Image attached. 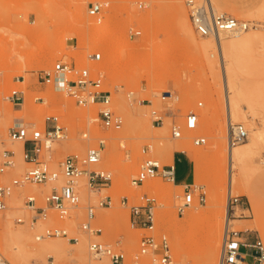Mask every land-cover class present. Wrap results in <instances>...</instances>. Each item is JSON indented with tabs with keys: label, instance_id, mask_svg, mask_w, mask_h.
<instances>
[{
	"label": "rangeland",
	"instance_id": "rangeland-1",
	"mask_svg": "<svg viewBox=\"0 0 264 264\" xmlns=\"http://www.w3.org/2000/svg\"><path fill=\"white\" fill-rule=\"evenodd\" d=\"M90 1L94 0H0V142L16 152L14 166L0 175V182L19 177L31 166L16 149L21 142L7 138V128L15 117L43 129L45 116H58L67 135L53 140L51 149L40 156L53 169H59V162L68 154L82 155L104 139L102 157L96 165L112 174L110 182L100 190L88 184L86 175L80 176L85 178V184L81 187L82 195L77 187L78 178L75 181L77 206L62 218L49 208L47 218L33 226L29 223L32 211L25 205L27 196H36L37 204L44 206L45 195L62 178L43 184L24 183L15 188L6 200V209L0 211L1 256L10 264H46L48 256L74 264H92L93 260L99 264L89 244L100 241L111 245L119 242L117 245L128 262L137 253L141 236L149 231L130 225L129 208L122 204L121 198L137 200L146 193L156 204L152 234L156 237L165 234L168 239L172 256L168 264H203V255L211 243L219 260L225 216L215 222L211 216L215 215L216 207L208 203L218 193L227 204L229 147L224 88L215 49L217 40L221 43L228 90L237 101L230 118L232 123L243 124L248 133L244 141L232 146L240 148L242 154L234 168L240 182L234 185L231 194L239 196L244 204L238 206L242 209L238 213L242 220H236L230 227L246 230L245 236L259 237L264 242V0H211L218 12L250 22L249 28L238 36L220 33L219 39L201 37L193 30L185 0H99L107 3L99 18L87 14ZM179 4L187 16L192 37L179 21L176 10ZM104 19L109 21L102 29ZM135 29L140 34L130 37L129 31ZM94 38L99 40L95 42ZM91 51L101 52L99 62L87 58ZM58 60L102 68V87L110 91L111 107L123 119L120 128L101 125L97 118L98 104L80 106L63 91L39 82L37 74L49 70ZM17 76L21 82L16 80ZM14 88L23 90L24 101L20 106L5 98ZM164 91L173 92L177 99H161ZM152 109L163 114L162 123L152 121ZM189 111L198 114L199 125L194 130L184 129ZM174 126L182 129V137H173ZM197 134L206 137L205 144L192 143ZM183 149L200 154L199 173L194 174L193 156L177 151ZM19 157L23 163H19ZM147 157L161 164H172L175 160L176 181L185 179L186 184L203 185L205 202L198 204L195 193V201L180 213L177 207L184 190L176 181L153 177L133 185L131 177ZM246 190L256 197L255 211L247 200ZM105 196H110L111 205L99 206ZM90 205L95 211L91 228L100 229L97 235L81 226ZM200 210L207 214L203 222L187 215ZM18 217L24 221L17 222ZM257 217L261 220L259 228L239 227L247 222L254 224ZM48 226L64 228L67 235L37 240L35 236ZM213 234L220 239L218 247ZM72 237L77 241L71 240ZM147 261L148 255H143L141 264Z\"/></svg>",
	"mask_w": 264,
	"mask_h": 264
},
{
	"label": "built area",
	"instance_id": "built-area-1",
	"mask_svg": "<svg viewBox=\"0 0 264 264\" xmlns=\"http://www.w3.org/2000/svg\"><path fill=\"white\" fill-rule=\"evenodd\" d=\"M185 6L193 30L201 37L214 36L219 39L220 33L224 32H244L250 26L248 20L238 19L225 12H218L212 5L211 0H185ZM107 3L94 0L88 3L86 12L89 17L99 18L98 16L105 11ZM140 34V30H130L129 36ZM87 58L92 62L101 60L100 51H91L87 53ZM103 70L93 64H80L76 62H67L58 60L49 70H41L37 74L39 82L52 85L55 90L63 91L74 99L80 106H89L98 104L97 118L104 128L118 129L122 126V117L115 113L111 107V93L102 87ZM16 80L21 82L20 76ZM23 81V79H22ZM132 94V93H130ZM5 98L15 106H20L24 101L23 90L14 88ZM177 96L171 91H164L161 99ZM38 99H42L38 97ZM144 101V100H140ZM150 103L149 100H147ZM198 105H201L199 103ZM152 121L156 124L163 122V114L155 109L151 110ZM1 117V111H0ZM199 125L198 114L189 111L184 118V129L194 130ZM7 138L12 141L21 142V155L23 159L30 163L19 177L12 178L8 182H0V211L6 209V200L13 190L24 183L52 182L59 177L62 182L53 185L48 194L44 197L45 205H38L36 196L29 195L26 198V206L32 211L29 223L33 226L38 220L47 218V209H53L58 213L59 218L67 215L69 210L77 206L79 201L78 191L75 190V181L82 175H86L88 184L95 189L100 190L110 182V174L104 170H96V165L102 157V150L105 147V140L100 139L94 146L86 149L85 153L79 155L71 153L65 156L59 162V169L51 168L45 161L40 159L43 151L51 149L52 141L58 137H66L67 130L59 124L57 115H47L44 118V127L35 128L29 126L22 118H13L8 126ZM247 130L241 123L231 121L230 116L227 119L226 141L227 147L239 144L247 138ZM86 137V133L82 134ZM174 138L182 137V129L179 126L172 128ZM192 143L203 145L206 143V137L197 134L193 136ZM149 147V146H148ZM151 147V146H150ZM14 149L6 148L3 141L0 142V175L14 166ZM176 167L172 164H161L153 158H145L140 164L137 173L131 177L133 185H140L147 178L161 177L170 182H175ZM184 196L182 202L178 205V212L182 213L185 208L192 205L195 201V193L198 204H202L206 199V192L203 185H183ZM123 205L129 208V222L134 228H143L149 231L148 234L141 236L137 253L133 254L130 261L125 262V253L118 246L109 243L94 241L89 244V250L99 264H141V257L148 255V261L145 264H168L172 262L168 239L165 234L156 237L152 234L155 223V199L146 193L140 194L137 200H130L128 196L121 198ZM244 202L237 195L228 193L227 207L229 213L237 206H243ZM99 206H110V196H105L98 202ZM95 217L94 206H87L86 221L82 223V228L89 230L97 235L99 228H91V221ZM17 222H23L20 217ZM246 230H237L225 225L223 230L221 248L218 264H264V242L259 237H248L243 233ZM67 231L58 226L45 227L35 238L40 240L43 237L66 236ZM77 241V238H70ZM0 261L10 264L0 254ZM46 264H74L70 261H58L52 256H48Z\"/></svg>",
	"mask_w": 264,
	"mask_h": 264
},
{
	"label": "bare ground",
	"instance_id": "bare-ground-1",
	"mask_svg": "<svg viewBox=\"0 0 264 264\" xmlns=\"http://www.w3.org/2000/svg\"><path fill=\"white\" fill-rule=\"evenodd\" d=\"M176 10H177V13H178V16H179V21L182 24V27L184 28V31L189 35L190 29H189V26H188V24H189L188 21H187L188 19H187V16L182 12V7L180 6V4L178 6H176ZM108 21L109 20H105L104 19V21L102 22V29H105V27L108 25ZM254 28H256V27H254ZM224 33H228V32H224ZM240 33L241 32H233L232 34H234L235 36H238V34H240ZM190 35H191V33H190ZM191 37H192V35H191ZM92 40L97 42L99 40V38H94ZM215 45H216L215 49H217V56H218L217 59L219 60L218 62H219V66H220V69H221L220 78H221L222 85H223V88H224V93H223V96H224L223 97L224 98L223 101L225 102V106H224L225 108L224 109H225L226 116L228 118L229 116L232 117V110H234L236 108L237 101H236L235 95H230V90H228L226 73H225V69H224V59H223V55H222V48H221L220 40H217ZM213 54L210 53V55L212 57H215V55L213 56ZM26 59H25V62H24L25 65L27 64V60ZM28 59H30V58H28ZM231 90H234V88L231 87ZM262 136H264V132H262ZM16 149L18 151H20L21 150V144H17ZM183 150H185V149H183ZM241 154H242V150L240 148H237V147H231L230 148L229 147V149H228V152H227V163H228V167H227V183H228V186H227V188H228V193H231L233 188H234V185L238 184L240 182L239 178L236 177V174L234 173V168L236 167V161L238 160V158H239V156ZM193 155H194V161H195L194 162V164H195L194 165V172H195V174H197V173L200 172V169H201L200 168L201 160H200V156H199L200 154L198 152H194ZM18 161H19V163H23V159H21V157H19ZM101 167H103V166L101 165ZM94 168L96 170H98V171L99 170L103 171L105 169V168L104 169H100V164L95 165ZM84 184H85V178L84 177L78 178L77 187H80V192L82 193V195L84 194V189L81 188V187L84 186ZM245 194L247 196V200H248L252 210L255 211L257 209V205L258 204L256 202V197H255L254 193L251 190H246ZM209 197L211 199L212 195H210ZM211 200L212 201L208 203V206H212V207L215 206L216 207V209H214V211H216V213L215 212L213 213L215 215L211 216V218H213L215 222H219V220L221 218H223L224 216H225V224H229L230 225L232 223L237 222V221L231 220V218L229 216L230 213L228 211L227 204L225 203L224 196L222 194H218L217 193V195L214 196V198H212ZM209 208H211V207H209ZM204 211L205 210H200V211H198L196 213L188 212L187 215H188V217H190L194 221L198 220V221H202L203 222V220H206L205 218H207V214L205 213L206 211L205 212ZM233 213H235V211ZM208 217H210V215ZM258 219H259V217L256 218V221L252 219L253 221H255L254 224L249 223V222L245 223V225H244L245 227L244 228H259L260 225H261L259 221H261V220L258 221ZM65 222H67V221H65ZM69 222L71 223V221H69ZM69 222H67V223H69ZM72 224H73V222H72ZM213 236L215 238V245H216V247H218L220 239L216 238L215 234H213ZM219 236L220 235H218V237ZM215 253L216 252L214 251V244L211 243L209 245V248L205 251V253L203 255L204 256L203 259H202L203 264H216V263H218V256ZM91 263L92 264H98V262L94 261V260L91 261ZM0 264H5V262L4 261H0Z\"/></svg>",
	"mask_w": 264,
	"mask_h": 264
},
{
	"label": "crops",
	"instance_id": "crops-1",
	"mask_svg": "<svg viewBox=\"0 0 264 264\" xmlns=\"http://www.w3.org/2000/svg\"><path fill=\"white\" fill-rule=\"evenodd\" d=\"M1 122V121H0ZM21 148H22V145H21ZM15 151V150H14ZM177 151H180V152H186V153H188L189 155H192L193 156V160H194V155H193V153H191V152H188V151H185V150H177ZM20 153H21V150H20ZM16 156V155H15ZM174 165H175V160H174ZM194 174H195V172H194ZM186 180L184 179V180H182V181H176V183H178V186L179 185H185L186 184V182H185ZM242 209L240 208V207H236V208H234L233 209V212L235 211V213H232V216L233 217H230L231 218V220H234V221H236V220H242V219H239V211H241ZM244 210V209H243ZM231 214V213H230ZM245 223H243V224H241V225H239L240 226V228H242V229H249V228H244L245 226Z\"/></svg>",
	"mask_w": 264,
	"mask_h": 264
}]
</instances>
